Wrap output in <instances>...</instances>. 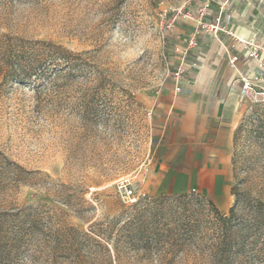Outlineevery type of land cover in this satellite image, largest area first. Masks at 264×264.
Returning a JSON list of instances; mask_svg holds the SVG:
<instances>
[{"label": "rangeland", "instance_id": "1", "mask_svg": "<svg viewBox=\"0 0 264 264\" xmlns=\"http://www.w3.org/2000/svg\"><path fill=\"white\" fill-rule=\"evenodd\" d=\"M202 3L0 0V264H264L258 106L234 133L232 209L154 190V102L194 69Z\"/></svg>", "mask_w": 264, "mask_h": 264}, {"label": "crops", "instance_id": "2", "mask_svg": "<svg viewBox=\"0 0 264 264\" xmlns=\"http://www.w3.org/2000/svg\"><path fill=\"white\" fill-rule=\"evenodd\" d=\"M200 5L191 29L197 67L186 69L178 93L163 88L154 102L151 177L158 194L195 190L228 209L231 148L249 102L239 94L241 78L261 75L264 80V0H214L202 25L196 16ZM212 25L222 32L217 35ZM252 49L260 52L262 67L249 57Z\"/></svg>", "mask_w": 264, "mask_h": 264}, {"label": "built area", "instance_id": "3", "mask_svg": "<svg viewBox=\"0 0 264 264\" xmlns=\"http://www.w3.org/2000/svg\"><path fill=\"white\" fill-rule=\"evenodd\" d=\"M214 0H204L203 3L197 8L196 16L198 23L202 25V20L207 16L208 11L210 10ZM219 21V18H216V22ZM215 33L219 35L222 32V28H219L217 25L211 26ZM179 34H185V30L179 29ZM196 35L191 33L189 35L188 46L192 48L196 46ZM249 57H252L258 61L260 67L263 66V61L260 59V52L257 50H250L248 53ZM237 58L235 56L229 59L230 66H234ZM191 67H196V63H191ZM185 68L180 65L176 71L173 73L174 80V91L178 93L181 89V83L184 79ZM239 94L247 98L252 104L258 106L261 111L264 113V80L261 75H253L250 77L241 78V86ZM129 180L121 181L118 185L119 193L123 196L127 204H134L137 202L136 197H133L130 191Z\"/></svg>", "mask_w": 264, "mask_h": 264}, {"label": "trees", "instance_id": "4", "mask_svg": "<svg viewBox=\"0 0 264 264\" xmlns=\"http://www.w3.org/2000/svg\"><path fill=\"white\" fill-rule=\"evenodd\" d=\"M168 194H171V193H168ZM188 194H190V193H183V194H179L178 196L182 197V196H185V195H188ZM197 195L199 197L203 196V195L198 194V193H197ZM203 197H205V196H203ZM205 199H207V201L209 202V204H211L212 206H214V204L207 197H205ZM230 209H232V207Z\"/></svg>", "mask_w": 264, "mask_h": 264}]
</instances>
